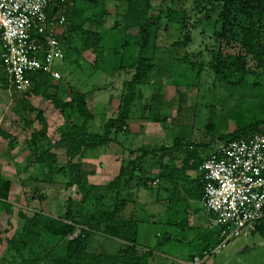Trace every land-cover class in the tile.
<instances>
[{
	"label": "trees",
	"instance_id": "1",
	"mask_svg": "<svg viewBox=\"0 0 264 264\" xmlns=\"http://www.w3.org/2000/svg\"><path fill=\"white\" fill-rule=\"evenodd\" d=\"M71 1V0H68ZM72 7L68 11H60L65 16L66 23L64 31L68 26V35L77 32L84 33L87 38L80 48L68 49L65 40V32L59 35V40L63 43L65 60L68 52H72L74 58L79 59L82 50L94 49L100 52L103 32L105 30L104 20L110 16L109 4L116 1L113 25L111 29L118 30L121 37L122 46H129L127 35H123L126 30H135L134 45L136 55L131 56L127 61L119 60L115 66L116 72L123 70L131 74L130 78L124 81V92L121 100L115 109V117L108 119L104 124L103 134L89 132V126L94 121L96 114L88 110L86 94L76 90L70 91V101L65 102L49 92L53 87L52 77L43 72H28L25 77L31 81L32 87L27 94L17 95L13 92L3 63L0 42V72L3 74L0 79V87L7 91L10 96L16 95L12 101V111L21 116L26 113H37L36 119L41 126L33 131L31 138L25 148L29 151L28 161L39 168L42 166L49 168L51 172L60 171L56 169L58 156L53 152L54 145L47 137L48 123L41 111H37L29 102L30 96L39 95L43 99L54 102L55 108L61 114H67L68 123L59 129L60 146L65 148L66 166L70 172V181L66 187H78V194L81 199L68 198V208L63 216L52 217L42 212H35L31 217L20 213L23 218L22 229L13 240L10 241V248L24 263H27L36 249L42 248L43 238L59 239L62 241L60 253L55 247V258H51L55 264H148L153 255V250L144 248L140 244L139 226L140 221L136 219L137 206L123 197V193L128 189V181L137 180L139 185L150 188L149 178H139L135 171L144 169L145 158L152 156L157 158H168V163H160L159 169H176L175 162L181 156L183 160L182 169L192 167L194 144L183 143L184 134H178L170 148L160 149L157 153L154 150L139 149V156L127 163H122L121 170L117 178L106 186H94L88 182V177L80 167V164L73 163L76 157H83L89 151L108 146L115 142L120 135L129 132L127 122L133 114L134 104L143 99V90L146 83H151V75H163L169 77L172 73L174 60L160 59L159 52H164L161 43L160 31L163 29L162 18L151 13L154 0H72ZM95 8L89 16L82 15V9L76 3ZM190 9L195 15L180 24L183 32L181 40L170 44L171 48L186 49L193 42L192 35L202 29V37L210 32L208 39L213 42L214 64L210 67V73L222 87L238 88L251 87L262 89L264 97V0H186ZM67 0H52L51 9L54 15ZM185 13L189 10L184 11ZM57 16V15H54ZM96 24L94 31H85L84 27ZM207 25L209 28H205ZM167 29L166 27L164 30ZM207 29L208 32H207ZM30 34L45 50L47 32L39 34L38 28L32 27ZM133 37V36H132ZM64 39V40H63ZM133 40V39H132ZM117 44V45H118ZM110 49V48H107ZM115 57H118V49L115 45L111 48ZM42 58V53L38 54ZM64 60V61H65ZM63 61V62H64ZM184 60L183 62H186ZM62 62V63H63ZM61 64V63H60ZM60 64H56L54 69L59 70ZM112 71V72H113ZM158 77V76H156ZM155 77V78H156ZM261 103L263 114L247 120L248 116L242 111L229 109L226 116L239 120L237 126L230 134L219 137V142L247 138L254 133L264 129V103ZM76 114V120H72V115ZM246 119V122H245ZM23 120V119H22ZM79 120H82L80 123ZM153 122H161V116L157 114L152 117ZM77 121V122H76ZM25 126H33L32 121L25 122ZM129 134V133H128ZM1 135L7 139L9 149L14 150L16 140L5 134ZM186 136V135H185ZM135 151H130L133 155ZM164 175V174H163ZM154 180V179H152ZM157 186V185H156ZM11 183L0 179V211L11 217V204L8 201ZM202 187V184H201ZM203 197V190H202ZM204 210V209H203ZM211 214L208 216L210 217ZM8 223V221H7ZM80 232L76 234L77 230ZM216 234H220V228L215 227ZM95 234H103L107 237L116 238L127 243L123 252L115 257L96 256L89 252L92 237ZM258 234L264 242V219L256 226L252 235ZM75 235V236H74ZM54 248V247H53ZM214 248V247H213ZM213 248H207L201 255ZM145 249V252L141 250ZM59 253V254H58ZM211 255L210 257H212Z\"/></svg>",
	"mask_w": 264,
	"mask_h": 264
},
{
	"label": "rangeland",
	"instance_id": "2",
	"mask_svg": "<svg viewBox=\"0 0 264 264\" xmlns=\"http://www.w3.org/2000/svg\"><path fill=\"white\" fill-rule=\"evenodd\" d=\"M72 3V0H67V5L64 4L58 11H68ZM76 4L81 7L83 16H89L95 9L81 1ZM116 4V1L109 4L110 16L104 20L105 30L100 45L101 51L82 50L79 59L74 58L69 51L66 60L59 66L61 79L54 81L53 87L48 92L65 102L70 101L71 90L86 94L88 110L96 114L89 126L90 133L103 134L104 124L108 119L115 117V109L124 92L123 83L130 78L131 74H127L126 70L120 72L113 70L119 60L127 61L137 52L134 45L135 30H126L123 33L127 35L129 44L125 47L118 44L121 43L122 35L118 30L111 29ZM186 10L189 12L185 13ZM151 13L162 18L163 29L160 31V36L162 35L161 43L165 49L164 52L158 53V57L162 60L165 58L174 60L172 73L169 77L153 74L151 83H146L143 88L141 86L143 99L135 102L133 114L127 122L131 136L127 140L129 133L127 132L120 135L115 142L124 143L125 147L127 143L133 144L132 147L137 153L142 148L160 153L158 152L160 149L170 148L175 137L183 133V143L194 144L195 151L200 153L212 145L216 150L215 146L219 144V137L230 134L240 120L236 121L226 116L229 109L246 113L247 120L263 114L260 103L261 101L264 103L262 89L251 87L234 89L220 85L210 73V67L214 64L213 49L215 48L213 42L208 39L209 29H207L208 34L203 37L202 29L195 32L194 37L192 35L193 42L186 49L170 47L174 41L183 38L180 24L188 19L185 16L190 14L192 18H195L186 0H154ZM96 24L94 23L91 27L87 25L84 30L94 31ZM165 27L167 29L164 30ZM65 28V40H63L67 43L68 49L80 48L82 44H85L84 40L87 36L83 35L84 33L68 35V26ZM115 45L118 48L115 50L118 52L117 58L111 51L114 50L111 48ZM184 60L187 61L183 62ZM2 75L0 72V79ZM39 95L30 96L29 102L38 112L43 113L48 123L47 137L54 145L53 152L58 156L56 169H61L60 171L51 172L47 167L39 168L32 161H28L29 151L25 146L33 131L41 127L36 119L37 113L16 115L11 109L16 95L11 97L7 91L0 92V179L11 183L8 201L12 211L11 217L0 211V264H55L50 259L55 258V247L59 253L61 251L62 241L59 239L43 238V247L36 249L27 263L17 257L10 248V241L17 236L24 223L20 213L31 217L39 211L48 216L60 217L68 208V198L81 199L80 196H76L79 192L76 185L66 187L71 177L65 165L67 161L65 148L59 145V129L68 123L67 114H61L55 108L54 102L43 99ZM155 114L161 116V122H153L152 117ZM76 117L77 115L74 114L71 119L75 121ZM27 121H32L33 126H25ZM81 121L79 120L78 123ZM1 133L16 140L14 150L9 149V141ZM110 145L89 151L83 157L72 160L85 170L88 179L92 181H89L91 185H99L94 179L97 169H104V172L111 169L107 159ZM104 155H106L105 158ZM149 156L146 169H154L150 159L154 162L163 160L161 158L155 160L154 157ZM122 157L124 161H127L126 151L122 152ZM128 157L127 153V159ZM166 161L168 162L167 157ZM93 169H95L94 172H92ZM110 176L105 175L106 178ZM155 228L159 227L154 226L153 230ZM105 238L95 234L91 239L90 247L93 248L98 242L104 246ZM237 240L236 249L220 264H264V242L258 234ZM140 244L145 243L140 241ZM177 246L173 244L171 248L169 247L168 253L174 258H180L191 251L189 246H183V249Z\"/></svg>",
	"mask_w": 264,
	"mask_h": 264
},
{
	"label": "built area",
	"instance_id": "3",
	"mask_svg": "<svg viewBox=\"0 0 264 264\" xmlns=\"http://www.w3.org/2000/svg\"><path fill=\"white\" fill-rule=\"evenodd\" d=\"M51 2L0 0L1 57L11 90L17 95L31 90V81L25 77L28 72L43 71L54 81L61 79L54 66L65 60L64 45L58 37L64 32L66 19L60 11L52 15ZM33 26L39 34L47 32L45 50L32 39ZM200 170L202 208L211 214V227L221 229L220 241L190 264H203L237 239L252 235L264 219V129L247 138L219 142ZM157 184V180L151 183Z\"/></svg>",
	"mask_w": 264,
	"mask_h": 264
},
{
	"label": "crops",
	"instance_id": "4",
	"mask_svg": "<svg viewBox=\"0 0 264 264\" xmlns=\"http://www.w3.org/2000/svg\"><path fill=\"white\" fill-rule=\"evenodd\" d=\"M1 91L3 90L0 87ZM130 136L129 132L127 140ZM110 144V153L107 159L111 169H108V172H104V169L92 170V172L95 171L94 179L99 184L95 186H106L113 182L119 175L122 163L132 161L140 155L132 147L133 144L127 143L126 147L123 145L124 143L112 141ZM206 148L207 150L200 151V153L196 151L195 158L190 163L192 167L189 169H182L184 159H181V156L175 162L176 169H159L161 161L163 165L168 163L166 158L156 162L150 159L154 169H146L149 160L147 156L144 160V169H138V173L136 169L135 173L141 179L149 178L146 186L151 181L156 180L158 181L157 186L145 188L139 185L137 180L128 181V190L123 193V197L136 203V219L141 223L139 226L140 241L145 243L144 246L142 245L144 248L153 250V255L148 264H190L207 248H213L219 243L220 235L216 234L215 227H211L209 217L202 208V173L200 167L215 151L213 145ZM123 151H126L127 161H124L122 157ZM130 151H135V153L131 155ZM105 156L103 157L105 158ZM82 171L86 173L84 169ZM105 175L111 176L106 178ZM89 181L92 182L90 178ZM146 191L150 193H145ZM154 226L159 228L153 230ZM100 235L106 237L104 239L106 244L103 246L100 242L95 243L93 248L89 247L90 253H95L96 256L115 257L124 251L126 242L103 234ZM143 237L145 239H142ZM237 241L207 259L203 264L223 263L224 259L236 249ZM173 244H177V247L182 249L183 246H189L191 251L185 252L186 255L180 256V258H174L168 253L169 247L171 248Z\"/></svg>",
	"mask_w": 264,
	"mask_h": 264
}]
</instances>
